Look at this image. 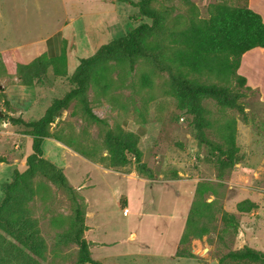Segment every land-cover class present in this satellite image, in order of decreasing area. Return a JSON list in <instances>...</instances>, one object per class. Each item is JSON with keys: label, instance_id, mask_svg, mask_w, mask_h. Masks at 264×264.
<instances>
[{"label": "rangeland", "instance_id": "obj_1", "mask_svg": "<svg viewBox=\"0 0 264 264\" xmlns=\"http://www.w3.org/2000/svg\"><path fill=\"white\" fill-rule=\"evenodd\" d=\"M65 1L66 6L59 0H0V201L14 170L23 172L31 152L26 128L11 125L8 116L41 117L51 100L68 89V76L80 58L150 22L120 0ZM214 2L245 5L264 15V0H154L152 6L168 7L174 16L186 14L193 4L205 18ZM57 31L65 38L68 75L56 76L48 68L43 80L23 85L8 51L18 49L28 61L44 51L45 38ZM48 55L57 54L49 49ZM110 64V89L103 94L92 84L87 91L92 111L103 122L89 121L72 101L57 114L49 128L52 137L41 145L43 156L63 170L84 204L83 236L90 242L91 258L98 264H221L224 254L243 247L264 253V49L241 58L238 73L248 87L230 84L243 94L239 101L245 118L235 109L220 110L212 99L202 101L209 140L219 142V126L235 120L238 161L222 176L216 156L196 137L191 116L178 108L167 73L143 60L132 69ZM201 79L216 82L211 76ZM116 127L139 135L145 173L133 159L117 168L99 163L107 154L103 132ZM32 188L26 214L36 221L42 248L29 264H74L77 246L62 238L71 227L67 194L39 174ZM244 199L255 207L238 211ZM222 211L234 215L236 232L223 230ZM4 239L10 241L5 234ZM0 264L25 263L6 257Z\"/></svg>", "mask_w": 264, "mask_h": 264}, {"label": "trees", "instance_id": "obj_2", "mask_svg": "<svg viewBox=\"0 0 264 264\" xmlns=\"http://www.w3.org/2000/svg\"><path fill=\"white\" fill-rule=\"evenodd\" d=\"M120 1L132 4L139 15L150 22L138 24L126 35L110 39L90 56L80 58L68 76V89L61 97L51 100L41 117L26 121L20 116H8L11 125L26 128L31 138V152L25 158L23 172L14 170L13 179L6 184L0 201V251L4 254L0 255L1 260L7 257L8 260L29 264L41 255L42 238L38 235L36 221L27 216L25 207L33 193L32 179L39 174L63 189L70 201L71 227L62 238L77 246L74 264H98L90 256V242L83 236L87 230L84 204L68 183L63 170L43 156L41 145L44 138L52 137L49 128L57 114L66 110L72 101L79 105L81 113L89 121L103 122L92 111L87 91L92 84L103 94L110 89L113 83L109 78L112 69L110 62L132 69L137 60H143L153 69L166 72L178 108L191 116L196 137L216 156L218 176H222L238 161L235 120L228 119L219 126V142L209 140L205 128L210 122L205 116L202 101L212 99L220 110L235 109L242 117H246L244 106L239 101L243 94L233 90L230 84L235 82L239 87H248L247 78L238 73V68L245 53L255 48L264 49L262 16L245 5H230L226 2L209 4L207 17L201 18L193 4L186 14L171 16L170 8L153 7L154 0ZM63 47L52 57L48 55L44 43V51L28 61L23 60L18 49L9 50L13 54L20 82L31 86L43 80L48 68L52 69L54 75L66 77L67 59ZM202 76L214 77L216 82L204 81ZM102 136L107 154L100 158V164L117 168L133 159L137 170L146 172L142 153L137 146L138 134L116 127L106 128ZM0 162H3L1 158ZM254 207V202L249 199L241 200L236 205L241 212H248ZM220 217L223 230L237 231L238 222L234 215L222 211ZM4 234L9 236V242L5 241ZM184 241L183 235L180 243ZM219 262L264 264V253L243 247L228 251Z\"/></svg>", "mask_w": 264, "mask_h": 264}, {"label": "crops", "instance_id": "obj_3", "mask_svg": "<svg viewBox=\"0 0 264 264\" xmlns=\"http://www.w3.org/2000/svg\"><path fill=\"white\" fill-rule=\"evenodd\" d=\"M59 1L63 5H65V6L67 5V2L65 0H59ZM71 1H72V5H76V2H79V0L78 1L77 0H71ZM132 1L136 2L138 0H132ZM262 18L264 20V15H263ZM64 41H65L64 35L60 31H57L56 33L46 37L45 40H44V43L46 45L47 53H48V51L50 49V50H52V52L58 54L60 52V48L62 47Z\"/></svg>", "mask_w": 264, "mask_h": 264}]
</instances>
